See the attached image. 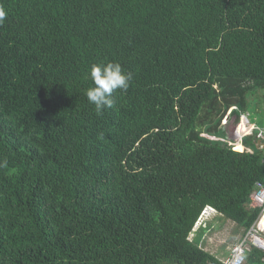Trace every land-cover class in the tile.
<instances>
[{
    "label": "trees",
    "instance_id": "16d2710c",
    "mask_svg": "<svg viewBox=\"0 0 264 264\" xmlns=\"http://www.w3.org/2000/svg\"><path fill=\"white\" fill-rule=\"evenodd\" d=\"M0 7V264H224L201 219L242 239L262 210L263 150L223 120L264 112V0ZM109 61L133 80L97 115L89 69Z\"/></svg>",
    "mask_w": 264,
    "mask_h": 264
},
{
    "label": "clouds",
    "instance_id": "9594fccd",
    "mask_svg": "<svg viewBox=\"0 0 264 264\" xmlns=\"http://www.w3.org/2000/svg\"><path fill=\"white\" fill-rule=\"evenodd\" d=\"M6 15L7 13L5 9L3 7H0V24L4 23ZM89 75L92 80V86L86 89L85 95L88 99V102L94 105V109L97 115H103L105 109H111L115 104V98L113 97V93L117 90L121 92L127 91L130 87V82L133 80L132 72L125 70L119 62L112 61H109L107 63H93L90 66ZM243 115H247L249 122H247L246 119L243 120ZM249 117L250 114L248 112H245L241 115L240 122L238 123L239 129L237 128L239 131L237 130L236 137L238 138L230 140L228 139V141H232L231 143L234 144V150H237L236 145L238 144L240 139H243V136L252 135L255 131L258 132L255 139H261L264 142V138L259 135V132L264 129L257 126L256 123L252 122ZM250 123L255 124L257 126V128H255L252 132H249ZM242 132L244 134H242ZM6 163L7 161L0 162V167L5 166ZM260 208L262 210L257 220L263 218V207ZM203 216L204 212L202 214V217Z\"/></svg>",
    "mask_w": 264,
    "mask_h": 264
},
{
    "label": "rangeland",
    "instance_id": "374dc122",
    "mask_svg": "<svg viewBox=\"0 0 264 264\" xmlns=\"http://www.w3.org/2000/svg\"><path fill=\"white\" fill-rule=\"evenodd\" d=\"M262 105L264 106V103H262ZM249 118L252 120V122L256 123L257 126L264 129V112H262L261 110L256 111L254 108H252ZM243 120H245L244 117ZM223 123L228 136V138H225V140L228 141V139L230 140L238 138L236 136L237 130L239 128L238 123L235 122V117L230 116L227 120L224 119ZM242 134L244 133L242 132ZM259 135L264 138V133L259 132ZM245 137L246 136H243V139H240L238 143L242 144L243 146L246 145L245 148L251 153H254L256 150H258L257 147H255L252 143L248 145L244 144L247 138ZM228 142L231 143L232 141ZM260 150H263L264 154V148ZM206 217L209 226L205 229L204 236L201 240L200 245L212 254H215L217 257L225 261L229 257L232 247L241 239L242 229L237 228V224L234 221L224 217L222 214L216 211L210 212L209 209L205 210L204 216L201 220H204Z\"/></svg>",
    "mask_w": 264,
    "mask_h": 264
},
{
    "label": "built area",
    "instance_id": "2783aa9c",
    "mask_svg": "<svg viewBox=\"0 0 264 264\" xmlns=\"http://www.w3.org/2000/svg\"><path fill=\"white\" fill-rule=\"evenodd\" d=\"M243 117L249 122L247 115ZM257 126L255 124H249V132H252ZM247 132V131H246ZM264 133V130H261ZM254 206L263 207V218L256 221V223L250 228L247 234L237 242L231 249L229 257L224 261V264H246L247 252L254 246L264 251V184L259 182L257 189L251 196ZM256 264V263H253Z\"/></svg>",
    "mask_w": 264,
    "mask_h": 264
},
{
    "label": "water",
    "instance_id": "95a60500",
    "mask_svg": "<svg viewBox=\"0 0 264 264\" xmlns=\"http://www.w3.org/2000/svg\"><path fill=\"white\" fill-rule=\"evenodd\" d=\"M254 143H255L257 149L264 148V142L261 139H255Z\"/></svg>",
    "mask_w": 264,
    "mask_h": 264
},
{
    "label": "bare ground",
    "instance_id": "6f19581e",
    "mask_svg": "<svg viewBox=\"0 0 264 264\" xmlns=\"http://www.w3.org/2000/svg\"><path fill=\"white\" fill-rule=\"evenodd\" d=\"M263 224H264V220H263Z\"/></svg>",
    "mask_w": 264,
    "mask_h": 264
},
{
    "label": "crops",
    "instance_id": "0c3cea01",
    "mask_svg": "<svg viewBox=\"0 0 264 264\" xmlns=\"http://www.w3.org/2000/svg\"><path fill=\"white\" fill-rule=\"evenodd\" d=\"M222 260V259H221Z\"/></svg>",
    "mask_w": 264,
    "mask_h": 264
}]
</instances>
